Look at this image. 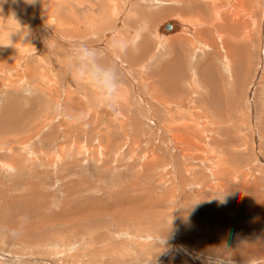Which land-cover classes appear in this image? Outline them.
I'll list each match as a JSON object with an SVG mask.
<instances>
[{
	"label": "rangeland",
	"instance_id": "1",
	"mask_svg": "<svg viewBox=\"0 0 264 264\" xmlns=\"http://www.w3.org/2000/svg\"><path fill=\"white\" fill-rule=\"evenodd\" d=\"M207 253L264 264V0H0V264Z\"/></svg>",
	"mask_w": 264,
	"mask_h": 264
},
{
	"label": "clouds",
	"instance_id": "2",
	"mask_svg": "<svg viewBox=\"0 0 264 264\" xmlns=\"http://www.w3.org/2000/svg\"><path fill=\"white\" fill-rule=\"evenodd\" d=\"M28 2L33 3L35 0H28ZM116 47H119V45H116ZM78 59L81 61V64L79 67L73 68L75 75L81 78L87 86L100 91L104 99L111 100L113 94L118 90L117 85L112 73L96 63L94 50L86 47L81 48ZM220 252L222 255L226 254L228 252L227 245H225L224 249ZM206 258L208 264H215V256L209 259V253H207ZM233 264H235V262H233Z\"/></svg>",
	"mask_w": 264,
	"mask_h": 264
},
{
	"label": "water",
	"instance_id": "3",
	"mask_svg": "<svg viewBox=\"0 0 264 264\" xmlns=\"http://www.w3.org/2000/svg\"><path fill=\"white\" fill-rule=\"evenodd\" d=\"M174 30L173 21H166L162 27V31L165 33H171Z\"/></svg>",
	"mask_w": 264,
	"mask_h": 264
},
{
	"label": "bare ground",
	"instance_id": "4",
	"mask_svg": "<svg viewBox=\"0 0 264 264\" xmlns=\"http://www.w3.org/2000/svg\"><path fill=\"white\" fill-rule=\"evenodd\" d=\"M215 13H216V12H215ZM217 13H218V12H217ZM217 15H218V14H217ZM168 21H169V20H168ZM170 21H172V20H170ZM176 22H177V21H176ZM173 24H174V30H173V32H175V30L177 29V25H176L177 23H175V22L173 21ZM163 25H164V24H163ZM163 25H162V27H163ZM162 27H161V28H162ZM171 33H172V32H171ZM146 46H147V45H146ZM231 48H233V47H231ZM231 48H230V49H231ZM233 63H234V62H233ZM165 70H166V69H165ZM165 70H164V71H165ZM212 70H213V69H212ZM166 71H167V70H166ZM163 74H164V73H163ZM202 78H203V77H202ZM202 78H201V79H202ZM205 78H207V77H205ZM203 79H204V78H203ZM204 83H206V82H204ZM206 84H207V83H206Z\"/></svg>",
	"mask_w": 264,
	"mask_h": 264
}]
</instances>
